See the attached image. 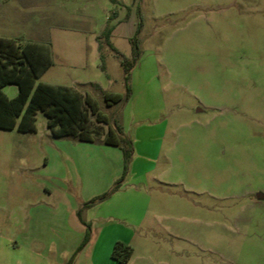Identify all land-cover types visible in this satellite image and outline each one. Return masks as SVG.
Returning <instances> with one entry per match:
<instances>
[{
	"label": "rangeland",
	"instance_id": "1",
	"mask_svg": "<svg viewBox=\"0 0 264 264\" xmlns=\"http://www.w3.org/2000/svg\"><path fill=\"white\" fill-rule=\"evenodd\" d=\"M0 11V31L49 44L37 81L87 91L132 146L113 190L123 155L93 116V142L53 135L40 113L34 133L0 129V264H119L109 235L129 239L125 264H264V0H0ZM106 26L121 54L131 37L140 51L118 104L103 99L124 92ZM77 212L90 231L78 252Z\"/></svg>",
	"mask_w": 264,
	"mask_h": 264
},
{
	"label": "trees",
	"instance_id": "2",
	"mask_svg": "<svg viewBox=\"0 0 264 264\" xmlns=\"http://www.w3.org/2000/svg\"><path fill=\"white\" fill-rule=\"evenodd\" d=\"M112 30L113 26H106L101 36L122 67L124 92L123 94L104 92L103 99L105 102L118 104L129 97L130 71L135 66L140 51L136 38L131 37L129 39L130 56L121 54L109 41ZM95 40L99 59L102 60L99 38L96 37ZM20 41L0 38V129H15L19 133L26 134L34 133L35 115L39 112L46 118V126L53 135L71 137L81 142H93L97 137L87 128L88 116H93L95 122L98 121L107 126L102 142L118 147L123 155L122 174L113 187V190L117 189L128 171L132 154L131 142L123 135L121 125L113 121L111 126L109 121L101 119L102 116L87 91L81 93L66 86L35 83V79L53 64L49 44L21 43ZM100 69L104 70L102 63ZM11 84L17 86L18 92L15 97L8 99L1 92V88ZM87 85L101 90L97 84L88 83ZM94 201H97V198L84 206ZM77 218L85 227L84 238L76 250L78 252L88 240L89 228L80 218V212H77ZM131 253L130 246L115 242L110 257L119 264H125L129 261Z\"/></svg>",
	"mask_w": 264,
	"mask_h": 264
},
{
	"label": "crops",
	"instance_id": "3",
	"mask_svg": "<svg viewBox=\"0 0 264 264\" xmlns=\"http://www.w3.org/2000/svg\"><path fill=\"white\" fill-rule=\"evenodd\" d=\"M3 11H0V14L2 13ZM10 27H8V26H4V27H2V31H0L1 33H0V38H5V39H12V40H21L20 42L21 43H25V42H30V43H36V42H32V41H29V40H27V39H25V37L24 36H22L20 33L19 34H15V33H10ZM36 44H45V43H36ZM48 69V68H47ZM46 69V70H47ZM45 70V71H46ZM44 71V72H45ZM43 74V73H42ZM41 76V75H40ZM39 78V77H38ZM38 78L37 79H35V83H38ZM72 82H73V84H79L77 81H74V80H71ZM49 84H52V83H49ZM54 85H59V84H54ZM7 86H15L16 87V89H17V86L16 85H6V86H4V87H2L1 88V92L3 93V89L5 88V87H7ZM61 86H64V85H61ZM67 87V86H66ZM70 88V87H69ZM73 89V88H72ZM74 90H76V91H78L77 89H74ZM17 92H18V89H17V91H16V95H17ZM80 92V91H79ZM85 92V91H84ZM4 94V93H3ZM5 95V94H4ZM15 95V96H16ZM6 96V95H5ZM14 96V97H15ZM7 97V96H6ZM8 98V97H7ZM13 98V97H12ZM8 99H10V98H8ZM39 113V112H38ZM41 114V113H40ZM42 115V114H41ZM36 116V115H35ZM43 116V115H42ZM46 119V118H45ZM47 127V126H46ZM15 130V129H14ZM122 130H123V127H122ZM132 168H133V163L131 164V169L129 170V173L130 172H132ZM83 221V220H82ZM84 222V221H83ZM79 227H80V229H82V230H84V232H85V227L83 226V224L79 221ZM92 233V232H91ZM93 234V233H92ZM91 234V235H92ZM95 237H97V235L96 236H94V238ZM89 239H90V231H89V237H88V240H87V242L89 241ZM120 241V242H123V243H128L129 244V242H128V238H126L125 239V237H123V238H116V237H110V235H109V237L107 236L106 237V242H107V244L109 243V244H111V246L116 242V241ZM86 242V243H87Z\"/></svg>",
	"mask_w": 264,
	"mask_h": 264
},
{
	"label": "water",
	"instance_id": "4",
	"mask_svg": "<svg viewBox=\"0 0 264 264\" xmlns=\"http://www.w3.org/2000/svg\"><path fill=\"white\" fill-rule=\"evenodd\" d=\"M255 199L256 200H264V194H262L261 192H257L255 194Z\"/></svg>",
	"mask_w": 264,
	"mask_h": 264
}]
</instances>
